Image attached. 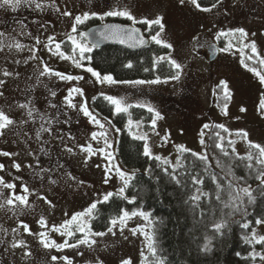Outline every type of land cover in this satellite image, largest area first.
<instances>
[{
  "label": "rangeland",
  "instance_id": "rangeland-1",
  "mask_svg": "<svg viewBox=\"0 0 264 264\" xmlns=\"http://www.w3.org/2000/svg\"><path fill=\"white\" fill-rule=\"evenodd\" d=\"M36 2L41 3L42 7L36 8L34 3L23 4L16 10L10 6L0 7V32L4 33V37L0 39L4 40L5 45L17 42L23 45L20 50L13 46L11 49L4 47L0 51V79L6 81L0 88L4 93V96L0 97V108L7 111V105H12V110L8 114L17 121L16 125L6 131L5 136L0 137V151L19 153L11 157L0 156V163L5 165V170L0 172V175L10 182H15L18 192L22 184H27L29 188L47 196L55 205L52 209L35 196L29 197L34 208L20 216L19 220L27 223L32 232L44 231L36 222L41 215L47 219L49 225H58L73 213L83 211L91 203L103 199L104 194L118 191L122 187V181L115 170L109 173L112 179L108 183L104 182L103 169L108 161L102 155H94L85 162L87 153L82 152L77 146L91 143L93 148H102L103 140L93 141L91 134L107 131L108 139L113 145L108 149L112 153V163L127 171L115 154L117 127L113 128L112 122L109 125L110 120L102 118L90 106L89 101L96 94L124 98L126 103L132 105L143 103L159 111L164 117L157 120L156 132H159V136L151 128L154 113H149L146 123L141 122L139 127L134 123L131 126L132 134L148 133V143L152 152L168 157L172 161L178 155L177 145H184L196 152L204 151L200 144V133L204 124H224L233 132L244 129L249 132L251 140L264 144V117L257 112L259 98L264 93V85H261L258 77L240 63L241 55L235 48L229 52L218 50L211 60L207 57L208 44L215 43L220 49L231 39L221 37L217 40L215 39L217 32L241 27L250 34L249 39L256 41L261 55L264 56V0H224L223 5L207 13L195 9L187 2L182 5L180 0H36ZM125 7L138 19H153L158 14L163 15L166 29L163 38L173 44V49H169L173 58L184 65L178 81L142 85L101 84L85 70L89 64L81 61L85 67L77 68L72 61L60 59L44 48L47 37L52 35L58 42L63 41L62 49L65 52H71V42L67 40L66 34L71 33L73 19L61 15L63 11L70 10L75 16L92 11L103 14L113 8ZM57 8L60 9L59 12ZM103 21L98 19V22ZM127 23L132 24L131 21ZM251 33L256 35L253 37ZM153 34L155 31L149 36ZM35 37L40 38L41 44H36ZM77 39H80L78 35ZM232 42L236 44L235 40ZM30 48L39 49L36 52L38 59H29L32 55ZM41 60L47 62L56 72L83 79L65 81L55 75H45L40 77L38 83L37 76L43 68ZM246 63L249 64L248 61ZM4 71L13 75L5 77L2 75ZM164 79L161 78L162 81ZM134 80L141 79L126 81ZM221 80L228 82L232 92V98L227 102V115L222 111L225 101L218 103L215 97L219 89L217 85ZM76 87L83 90V96L73 93L72 103L77 105V109H72L67 107L65 98L68 97L69 90ZM52 91L56 93L55 96L51 95ZM29 100L40 113L53 120L52 133H42L39 140L35 135L42 123L39 118L35 123L29 121L22 126L19 124L21 119H27L26 112L15 105ZM84 100L87 101L89 109L104 123V129L90 123L89 118L78 111ZM51 104L57 107H50ZM241 107L247 111L240 112ZM69 117L71 121L65 123ZM45 126L48 127L47 124ZM205 130L203 129L204 133ZM24 132L28 135L25 136ZM165 134L169 136L167 142L161 140ZM69 135L75 139H70ZM61 136L63 140L60 139ZM228 138L237 139V151L245 153L247 145L243 140L234 136ZM41 148H44L47 154L41 152ZM67 148H72V152L67 151ZM29 152L32 155H29ZM34 158L39 159L40 167L51 169L50 172L41 173L43 180L36 175L40 169L35 167ZM13 161L21 164L19 172L11 167ZM29 164L34 167H27ZM17 176L22 177V180H15ZM49 178L56 183H49ZM0 225L9 230L6 234L0 232V257L3 259L0 264H64L61 260L52 261L53 255L68 256L74 264H96L97 259L103 261V264H121V260L125 258H131L132 264H140L141 250L147 252L145 235L139 231L133 235L130 231L137 226H143L144 231L149 232L148 222L140 216L127 220L123 234L117 228L114 229L115 235L95 237L97 244L92 250L81 246L79 251L83 252V255H77V250L71 248H65L60 252L55 249L47 250L39 243L38 237L29 235L23 228H19V234L13 233L11 229L18 227V220L11 212L0 211ZM103 231L106 232L107 229ZM260 232H264V226H260ZM49 235L58 243L64 239L57 233L50 232ZM20 240L27 244L31 256H24L23 248L12 247L14 242Z\"/></svg>",
  "mask_w": 264,
  "mask_h": 264
},
{
  "label": "snow or ice",
  "instance_id": "snow-or-ice-1",
  "mask_svg": "<svg viewBox=\"0 0 264 264\" xmlns=\"http://www.w3.org/2000/svg\"><path fill=\"white\" fill-rule=\"evenodd\" d=\"M185 2L194 6L195 9L201 12H212L213 9H217L224 4V0H210L207 6L203 5L202 0H180V4H185ZM35 4L36 8H41L42 4L37 3L36 0H0V7L10 6L13 10H16L23 4ZM55 6V4H53ZM58 12L59 8L56 9ZM63 16L72 17L73 23L71 25V33H67V40L71 42V52H65L62 49L63 41H57L55 36H48L47 42L44 43V48L51 52L54 56H58L63 60H70L77 68L85 67L81 61L88 60L91 61L92 57L87 56L86 53H90L93 49L99 46V40L93 39L91 42H86L89 36L99 37L100 40H115L120 44L128 43L129 46H134L135 44L143 45L145 39L142 36H139L140 29L123 26L120 24H104L102 27L89 32L78 31L79 26L84 24L86 21L92 18H98L101 21L105 17H122L135 24H144L147 25V31L152 32L155 27V34L150 36V39L154 41L157 45H161L167 49H173V44L168 42L163 38L165 33V23L163 15H156L153 19L143 18L138 19L132 14V12L127 8L117 9L113 8L109 11L104 12L103 14H98L95 11L92 12H83L80 15L73 16L72 11L65 10L61 13ZM72 33H77L80 39H77V35H72ZM238 34V35H237ZM249 33L244 28H235L228 29L227 31H219L215 35V39L219 40L221 37L231 38L229 39L228 44L218 49L221 52H229L230 49L235 48L241 55L240 63L252 72L255 76L258 77L261 85H264V73L259 71L256 67H250L246 61H251L253 64H258L260 68L264 69V56L261 55L260 50L257 47L256 41L254 39H249ZM256 33H251V36H255ZM4 37V33L0 32V38ZM36 44H41L39 37L34 38ZM235 40L236 44L232 41ZM20 50L23 48V45L20 43L7 44L5 45L4 40L0 39V51L4 47L11 49L12 47ZM203 46V45H199ZM248 52H245V50ZM32 55L29 59H38L36 52L39 51L38 48H30ZM27 62V61H25ZM160 62H166L171 69L174 70L172 74L165 77L162 81L159 76L152 80H116L111 74L102 75L99 71L94 69L91 66L86 67V71L91 73L93 77L96 78L98 83H108L110 85L115 84H132V85H142V84H158V83H167L168 81H178L183 72L184 65L178 62L177 59L173 58L171 52L165 56L155 57L153 61V69H156V66ZM19 63V61H16ZM43 65L42 70L37 76V82H40V77L45 75H55L61 80L71 81V80H80L83 77L66 75L65 73L56 72L52 69L47 62L41 60ZM127 68H132L133 65L131 62L125 65ZM145 72L150 71L149 68H144ZM3 76H11L12 73L4 71ZM6 81L0 79V88L5 85ZM217 88H220L223 93V98L225 103L223 104L222 111L225 115L228 114V101L232 98V92L229 88L228 82L221 80L217 85ZM73 93H78L83 96V90L81 88H72L69 90L68 97H66L67 107L72 109H77V105L72 103ZM52 96H55L54 91L51 92ZM106 99L112 106H114V112L116 114L128 113L129 117L131 114L129 109L132 107L147 108L149 113H154L153 118L151 119V128L156 135H160L159 132H156L157 120L163 119L159 111H156L152 106L146 104H137L132 105L125 102L124 98H118L115 96L104 95ZM3 91H0V97H3ZM95 100V97H93ZM12 105H7V111L4 108H0V137L5 136L6 131L9 130L13 125L17 124V121L8 113L12 110ZM16 108L23 109L26 112L27 119H21L19 124L25 125L29 121L35 123L36 119L39 118L42 123L40 124L39 129L36 131V138L39 140L42 133H52V123L53 120L48 118L46 114L40 113L38 109L32 104V101L26 103H18L15 105ZM50 107L56 108L57 106L51 104ZM79 112H82L85 117L89 118V122L97 125L99 128L104 129L105 125L97 118V115L93 113L88 107L86 100L82 101L78 109ZM247 109L244 107L240 108V112H246ZM257 112L261 117H264V93L261 94L259 102L257 105ZM65 115H67L65 113ZM107 119V118H105ZM71 121L69 117L68 123ZM79 121H77L78 123ZM111 125V121H108ZM135 123L137 127L140 126L141 121H133L129 118L127 124L128 127ZM48 125V127L45 126ZM113 128L114 125H111ZM220 129L224 133H227V137L221 135L220 131H215L210 139L214 140V147L219 149L220 155H213L211 160L209 158V153L206 151L208 145L204 140V131L203 129ZM203 129L201 130L200 144L204 147V151L195 152L189 148H186L184 145H177V157L173 163L168 157L156 155L152 152V149L148 143L149 135L148 133H143L140 135H135L133 138L144 141L143 146V155L152 159L157 163V167L160 168L163 177L166 178L167 182L173 184L183 195V204L187 207L188 212L193 218L194 224H199L202 222L205 223V228L207 231L213 233V235H208L207 231L203 237V244L200 245V250L204 253H210L213 249V240L219 236L222 237L225 233V230L230 229V221L232 218L239 214L241 215V221H238L239 227L244 230V233L241 236L243 242L252 247V250L247 253L246 256H243L240 252L236 253L237 257H240L244 260L256 261L257 259L264 261V250L256 251L255 245L262 246L264 249V234H261L258 229L260 226H264V144L255 142L249 138V132L244 129H237L235 132L227 128L224 124H204ZM116 132H119L120 129L116 128ZM19 135V133H17ZM24 135L27 136L28 133L24 132ZM238 137L240 140H243L247 145V150L244 154H241L237 151L236 144L238 143L237 139L228 138V137ZM70 139H75L69 135ZM31 139V137H29ZM63 140V136L60 137ZM99 139L103 140L104 147L102 148H93L91 143L86 145H77L82 152L87 153V159H90L92 156L100 154L108 161L107 166L104 167L105 179L104 182L108 183L112 176L109 173L115 170L116 175L122 181V187L118 189V194L123 198L128 200L129 203H135L136 197L133 196L129 198L125 195L126 190L130 187L131 181L135 179L136 169H133L131 172L123 170L120 166L112 163L113 157L112 153L108 149L112 148L113 145L108 139L107 131H101L99 133L93 132L91 134V140L99 142ZM169 139L168 134L161 137L163 142H167ZM163 146V143L160 145ZM67 147V146H65ZM41 152L47 154L44 148L40 149ZM67 151L72 152V148H67ZM188 153L192 157L191 161L186 163L188 157L184 154ZM19 155V153H10L7 151H0V156L11 157ZM29 155H32L29 152ZM224 157L226 159H221ZM36 160L35 167L39 168V172L36 173L41 180L44 177L41 173L50 172L51 169L40 167V162L38 158ZM212 161H215L213 167ZM12 168L17 172L21 169V164L13 161ZM29 168H33L34 165H27ZM62 167V166H61ZM100 167V165H97ZM215 169H220L217 172ZM242 169L243 175H238L237 170ZM5 170V165L0 163V172ZM146 173L151 177L153 175V169L149 167L145 170ZM11 176V173L9 172ZM157 182L160 180V176L155 177ZM15 180H22V177H15ZM73 179H75L73 177ZM255 181L256 186L253 187L252 183L249 181ZM49 183L55 184L56 181L49 178ZM8 190L5 192L4 190ZM114 193L108 192L104 194L102 200H97L91 203L86 209L80 212L73 213L70 217L65 213V216L68 217L63 220L60 224H51L49 225L47 219L41 215L36 221L44 231L32 232L29 225L22 220H19V217L25 215L27 212L33 210L34 205L30 202L29 197L35 196L38 200H42L45 204L49 205L50 208L54 209L55 205L47 196L40 194L34 189L29 188L27 184H22L20 191H17V184L15 182H10L5 179L4 176L0 175V211L11 212L18 220V227L11 229L13 233L19 234V228H23L24 232L29 235L38 237L39 243L43 248L47 250L55 249L60 252L65 248H71L77 250V255H83V252L79 251L81 246H86L89 250H92L97 244L95 237H104L108 234L115 235L114 229L119 228L121 234H123L124 227L126 226L127 220L132 217L140 216L145 221L148 222V227L151 229L150 232H145L143 226H137V228L130 229L133 235H136L137 232H141L145 235L147 243L146 249L147 252L141 250V262L140 264H168L167 257L160 254L159 242L156 236L157 229L155 227V222L152 219V214L142 210H136L129 212L128 210L121 209L117 216L110 218L107 231H93L92 224L90 221L95 219V214L98 212L97 205L108 202L110 197ZM259 208V212H257ZM251 209V211H250ZM251 217V219H249ZM162 223V221H161ZM9 230L3 225H0V232L7 233ZM191 231V229H190ZM57 233L61 237H64L62 242H57L53 239L49 233ZM82 234L78 236L77 234ZM73 241V242H70ZM13 248H23L24 256H31L32 253L28 250L27 244L23 241H17L12 244ZM52 261L61 260L64 264H74L73 260L68 256H51ZM96 264H103V261L97 259ZM121 264H132L131 258H125L121 260Z\"/></svg>",
  "mask_w": 264,
  "mask_h": 264
},
{
  "label": "trees",
  "instance_id": "trees-1",
  "mask_svg": "<svg viewBox=\"0 0 264 264\" xmlns=\"http://www.w3.org/2000/svg\"><path fill=\"white\" fill-rule=\"evenodd\" d=\"M202 2L206 6L210 0H202ZM104 20L129 21L122 17H106ZM96 22H98L97 18L89 19L79 26L78 31L83 32L88 25ZM139 25L142 27L144 34L148 36V43L143 48L129 49L121 45L106 43L93 49L92 52L86 53L92 59L83 62L89 64L101 74H111L116 80H152L157 76L160 78L169 76L174 70L166 62H160L156 69L152 70L154 58L167 55L169 49L157 45L150 39L149 35L154 33L155 27L152 32H149L147 31V25ZM129 62L132 63V68L125 67ZM248 62L264 73V69L260 68L258 64ZM146 67L150 71L145 72L144 68ZM93 97H95V100ZM93 97L89 101L93 111L102 118H108L114 126L120 129L117 132L115 141V154L118 160L128 172L133 169L138 170L135 179L131 181L130 187L125 193L129 198L135 196V203H129L128 200L123 199L118 194V191H112L114 195L110 197L108 202L97 205L96 218L90 221L93 231L107 229L110 218L117 216L121 209L129 212L142 210L152 214L157 229L156 236L159 242L160 254L167 257L168 264H264V261L259 259L251 261L236 256L237 252L246 256L252 250V247L245 244L241 239L244 230L236 223L242 219L239 214L235 215L230 221L231 230H225L222 237L217 236L213 240L212 251L210 253L202 252L200 245L204 242L203 237L207 231L205 228L207 221L194 224L191 214L183 204L184 195L163 177L160 168L156 166L158 162L143 155L144 142L134 139L135 135L132 134V127L129 128L127 125L129 118L133 121L139 120L146 123L149 116L147 109L132 107L129 109L131 114V117H129L128 113L116 114L113 106L104 99V96L96 94ZM215 97L218 103H222L221 101L224 100L220 88L216 91ZM215 131H220L221 135L227 137V133L220 129L209 128L205 130L204 140L208 145L206 151L209 153L210 160L213 155H220L219 149L214 147V140L209 138L213 136ZM184 155L188 157L186 163L190 162L192 159L190 154L185 153ZM221 159L226 158L221 157ZM212 163L214 167L215 161H212ZM149 167L153 169L151 177L145 171ZM215 170L220 171V169ZM237 174L243 175V170L238 169ZM156 176L161 177L159 182H157ZM249 183H252L253 187L256 186L255 181L250 180ZM261 207H264V205H261ZM257 212H259V208H257ZM258 231L260 232V228ZM260 233L264 234V232ZM207 234L213 235L210 231H207ZM77 235L81 236L79 233ZM255 249L256 251L264 250L260 245H255Z\"/></svg>",
  "mask_w": 264,
  "mask_h": 264
},
{
  "label": "water",
  "instance_id": "water-1",
  "mask_svg": "<svg viewBox=\"0 0 264 264\" xmlns=\"http://www.w3.org/2000/svg\"><path fill=\"white\" fill-rule=\"evenodd\" d=\"M104 24H120V25H123V26H131V27L139 28L140 32H139L138 35L142 36L145 39V43L143 45L135 44L134 46H129L128 43L120 44L119 42H117L115 40H100L99 37H95L94 38L92 36L88 37L87 42H91V41H93V39H97V40H99V46L102 45V44L110 43V44L121 45V46H123L125 48H129V49H140V48H143L148 43V36L144 34L143 29H142L141 26H139L137 24L133 25L131 23L121 22V21H117V20H106V21H103V22H96V23L90 24L83 30V32H89V31L95 30L97 28L102 27ZM207 52H208V55H207L208 59L209 60L213 59L216 56L217 52H218L217 44H215V43L208 44L207 45Z\"/></svg>",
  "mask_w": 264,
  "mask_h": 264
},
{
  "label": "flooded vegetation",
  "instance_id": "flooded-vegetation-1",
  "mask_svg": "<svg viewBox=\"0 0 264 264\" xmlns=\"http://www.w3.org/2000/svg\"><path fill=\"white\" fill-rule=\"evenodd\" d=\"M0 262H3V259L0 257Z\"/></svg>",
  "mask_w": 264,
  "mask_h": 264
}]
</instances>
